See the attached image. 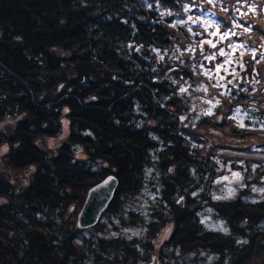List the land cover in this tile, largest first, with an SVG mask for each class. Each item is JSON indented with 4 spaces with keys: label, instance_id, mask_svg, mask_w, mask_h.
Returning a JSON list of instances; mask_svg holds the SVG:
<instances>
[{
    "label": "trees",
    "instance_id": "1",
    "mask_svg": "<svg viewBox=\"0 0 264 264\" xmlns=\"http://www.w3.org/2000/svg\"><path fill=\"white\" fill-rule=\"evenodd\" d=\"M207 2L0 0V123L13 121L0 129V147L8 146L9 169L34 168L31 183L17 194L0 180V264H138L148 260L150 241L166 225L172 226L167 247L217 255L215 264H264V199L197 201L183 191L193 180L191 163L205 168L211 184L217 158L231 164L242 159L221 150L250 152L222 146L213 136L226 129V140L235 134L228 118L238 98L224 101L222 121L204 117L189 125V100L180 89L187 80H207L193 71L188 46L194 37L176 21L186 16L187 6ZM214 6L220 29L232 30L251 48L242 59V76L249 75L256 90L264 89V0H215ZM255 76L263 82L256 84ZM64 117L67 140L47 157L36 140L55 135ZM140 117L145 122L139 123ZM75 147L82 150L79 158ZM152 162L162 173L160 207L149 223L134 211L122 220L143 223L146 236L77 241L82 232L77 215L87 191L115 176L118 185L102 216L116 215L124 199L141 188ZM94 163L105 166L96 171ZM178 193L183 206L174 200ZM202 202L225 221L226 234L201 225Z\"/></svg>",
    "mask_w": 264,
    "mask_h": 264
},
{
    "label": "rangeland",
    "instance_id": "2",
    "mask_svg": "<svg viewBox=\"0 0 264 264\" xmlns=\"http://www.w3.org/2000/svg\"><path fill=\"white\" fill-rule=\"evenodd\" d=\"M214 4L215 0L212 3L208 0L207 3L195 7L187 6L186 16L178 18L176 21L178 25L185 26L194 37L193 44L188 46L190 56L194 58L193 71L196 76L200 75L207 80V82L198 78L187 80L186 85L182 87L185 90L181 92L186 94L189 100V125L195 127L204 117H211L214 121H222L224 110H221V108L224 101L227 98H238V102L230 103V105L232 104V110L228 120L233 123L232 126L235 129V134L232 136L242 133L244 137H249L239 141L228 136L229 140H226L223 136H226L224 132L228 133V129L224 132L221 130L214 132L213 136L222 146L237 147L238 149H245V151L249 149L250 152H246V154L233 151L230 148L221 150L220 153L228 152L230 156H238L242 159L231 164L230 161L224 162L217 158L215 163L216 173L211 184H207L205 181V168L202 165L199 167L198 163H191L189 175L192 176L193 180L183 188V191L197 199V201H200L203 197H208L209 200L215 202H229L240 197L246 203H256L264 199V191H261V189H264V162H255L264 161V101L261 102L258 97V90L264 94V89L256 90L255 84H251L249 75L242 76L241 72L245 68L242 59L251 48L235 38L231 32L232 30L220 29V15ZM244 6L249 11L254 10V5L250 3H246ZM246 14L249 13L246 12ZM221 50L223 51L221 52ZM255 53L256 51L252 52V56L257 59ZM162 55L165 56V53H162ZM218 65L219 67H217ZM254 80L257 84L261 79L259 76H255ZM260 82H263V80ZM138 120L139 123L145 122L142 117ZM151 125L152 122H149L148 126ZM12 126V120L7 119L0 123L1 130L4 127L10 128ZM68 131V121L64 117L60 119L59 128L55 135L53 132L51 136L38 138L36 144L47 157H50L62 143L66 142ZM204 134L205 132L202 133V135ZM212 139L213 137L208 140L212 141ZM73 149L76 157L79 158L82 154L81 148L75 147ZM7 151L8 146L3 144L0 147V180L7 181L12 186L13 192L17 194L25 190L31 183L34 168L29 167L20 171L9 169L4 160ZM156 153L153 152L152 157H156ZM104 166L103 163L91 165L96 171L101 170ZM161 177L162 173L157 165L153 162L150 163L144 170V182L141 188L124 199L120 213L103 215L99 220L100 227L97 229L94 227L82 229V232L78 233L75 239L81 244L85 238L94 241L100 237L106 239L114 237L143 239L146 236V226L143 223L126 225L127 222L122 223V220L127 221L129 211L137 212L145 219V223L152 220L151 215L160 207L164 196ZM181 196L183 195L178 193L173 197L177 202ZM180 200L179 202H182L183 206L184 202ZM197 215L199 222L205 229L223 234L228 232L225 221L217 217L212 208L205 203L202 202L201 208L197 210ZM171 230L172 226L166 225L163 230L157 233L150 241L152 247L146 252L148 260L138 264H148L153 257L158 259V264H215L220 261L217 255L204 251L184 253L177 248L165 246L164 243L168 239ZM140 251L142 253L145 250L141 249ZM223 261L221 264H224Z\"/></svg>",
    "mask_w": 264,
    "mask_h": 264
},
{
    "label": "water",
    "instance_id": "3",
    "mask_svg": "<svg viewBox=\"0 0 264 264\" xmlns=\"http://www.w3.org/2000/svg\"><path fill=\"white\" fill-rule=\"evenodd\" d=\"M117 185L116 177L108 175L87 191L84 203L77 215L76 226L78 229L91 228L99 222L113 198ZM148 264H158V259L153 257Z\"/></svg>",
    "mask_w": 264,
    "mask_h": 264
},
{
    "label": "snow or ice",
    "instance_id": "4",
    "mask_svg": "<svg viewBox=\"0 0 264 264\" xmlns=\"http://www.w3.org/2000/svg\"><path fill=\"white\" fill-rule=\"evenodd\" d=\"M209 2L210 3H212V2H214V0H209ZM237 2L239 3L240 2V0H237ZM225 11H227V9H225ZM233 23H235V21H233ZM214 46V45H213ZM223 50H221V52H222ZM217 67H219V65L217 66ZM219 86V85H218ZM181 91H184L185 89H183V88H181L180 89ZM217 103H219V101H217ZM210 111V110H209ZM234 175H238V174H234ZM255 190V189H254ZM261 191H264V189H261ZM193 195H195V193H193ZM181 199H183V197H181ZM225 231H226V229H225Z\"/></svg>",
    "mask_w": 264,
    "mask_h": 264
}]
</instances>
